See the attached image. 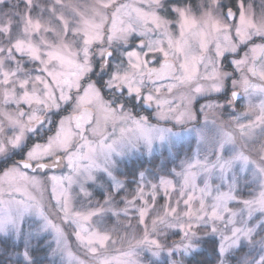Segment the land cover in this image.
I'll return each instance as SVG.
<instances>
[{"label":"snow or ice","instance_id":"obj_1","mask_svg":"<svg viewBox=\"0 0 264 264\" xmlns=\"http://www.w3.org/2000/svg\"><path fill=\"white\" fill-rule=\"evenodd\" d=\"M0 264H264V0H0Z\"/></svg>","mask_w":264,"mask_h":264},{"label":"rangeland","instance_id":"obj_2","mask_svg":"<svg viewBox=\"0 0 264 264\" xmlns=\"http://www.w3.org/2000/svg\"><path fill=\"white\" fill-rule=\"evenodd\" d=\"M252 3L254 5V8L256 11H259V6H260V3H261V0H252ZM239 110V109H238ZM75 250V249H74Z\"/></svg>","mask_w":264,"mask_h":264}]
</instances>
